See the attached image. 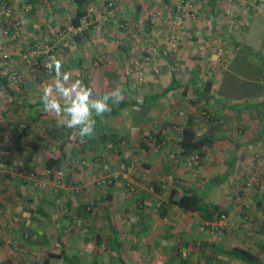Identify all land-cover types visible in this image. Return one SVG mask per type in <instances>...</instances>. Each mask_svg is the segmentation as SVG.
<instances>
[{
	"label": "rangeland",
	"instance_id": "374dc122",
	"mask_svg": "<svg viewBox=\"0 0 264 264\" xmlns=\"http://www.w3.org/2000/svg\"><path fill=\"white\" fill-rule=\"evenodd\" d=\"M9 1L8 6L5 0L0 4V74H7L12 90L20 99L32 102L41 100L45 86L53 84L55 80L54 72L45 66L49 57L53 56L62 61L63 71L71 74L70 82L80 80L79 69L75 64H68L67 59L81 57L86 77L94 86L96 96L115 91L117 87L125 93L129 90L130 96L158 92L169 82L172 72L183 86L158 99L146 116L134 107L123 108L117 115L94 116L96 125L91 138L100 140L104 132L116 133L119 138L116 144L109 141L101 143L97 150L90 146L87 137L83 141L78 135L71 139L72 133L78 132V129L61 125L60 115L45 113L41 105L29 112L25 109L28 114H25L23 124H28L25 127L27 133L25 140L21 139L25 150L10 149L7 143H3L4 139L17 136L12 128V132L3 129L5 132L0 135L1 239L14 229V222L6 217H10L9 214L4 215L7 206L4 181L7 177L11 178L10 173L22 169L14 168L10 163L17 153L18 160L27 164L24 172L21 170V178L29 180L25 182L26 190L42 197H51L48 200L52 202L50 209H58V219L62 217L61 213L65 220L70 219L72 234L68 244L71 243L73 250H77L80 248L76 246L82 243L79 257L84 264H92L89 259L96 254L101 259L103 255L111 256L106 211L112 215L116 228L121 230L122 249L129 251L125 255L122 253L125 259H130L131 264H150L148 257L152 256L148 251L152 248H147V243L142 241V248L133 249L139 240L133 233L134 229L128 228L129 223L125 219L134 216H130V210H136L134 214L137 219L142 218L138 216L141 214L138 211L151 215L150 212L155 214L153 211L158 210L161 214L160 201L167 200L166 187L170 181L161 171L160 160L154 161L157 149L152 146V132L160 131L173 139L176 136L173 132L181 128L188 115H192L199 133H207L212 138L206 153L208 158L204 157L203 160L209 164H221L235 152L233 149L230 153L232 146L246 138L252 125L263 124L256 112L241 115L223 109L216 112L214 104L194 101L197 96L187 82L188 77L195 74L198 78L196 85L202 86L203 81L212 77L215 80L213 94L229 103L258 102L264 98V80L261 78L264 68L254 63L246 65L244 60L241 61L244 50L233 45L234 41L250 43L255 50L264 52V19L252 17L258 0H171L170 5L163 0H108V6L105 0H92L88 4L89 18L83 20L78 29L68 24L75 11L73 0H41L34 5L26 0ZM63 4L68 9L66 14L47 12L50 6L59 8ZM136 4L140 6L138 15H135ZM250 26L256 38L248 37ZM82 28L87 29V34L82 33L80 39L77 31ZM234 58L238 59L235 69L241 77L231 73L224 75L220 81L221 73L228 64L229 68L234 66ZM231 61L234 63L230 64ZM109 101L113 105L117 103ZM11 102L12 97L5 93L0 84V111L5 112L4 117L9 113ZM219 115L221 117H216ZM13 117L11 115V119ZM145 136H152V139ZM141 139L146 140L147 148L139 145ZM63 140L66 141V154L71 158L66 159L62 170L50 177V173L44 169V161L59 154L58 147ZM256 146L258 152L263 151V142ZM147 160L153 165L145 168ZM203 160L198 162L197 158H191L190 163L197 172L204 167ZM259 160L262 161L261 157ZM263 165L264 162L258 164L255 161L251 170L248 168L250 173L238 177L233 172L232 180L228 181V178L219 186L230 203L227 209L237 207L245 212L250 206L246 205V194L256 196L263 192ZM164 180L167 182L162 184ZM156 187H160L161 192ZM68 200H71V209L68 208ZM82 205L90 208V213L85 217L75 211ZM161 216L152 218L153 230L159 229L158 222L163 225L170 223L168 217ZM228 216L230 212L223 220L210 225L203 224L200 219V230L231 237V225L226 222ZM22 217L19 215V218ZM140 227L142 229L143 225ZM148 230L150 233L156 232ZM98 232L101 233L100 241L107 244L110 241L108 247H100V250L87 245L88 238L89 244H97L94 237ZM125 234L131 237L126 238ZM87 246L93 250L90 254L85 251ZM193 248L197 247H185L179 253L180 248L176 246L173 252L177 256L169 257L163 264H223L219 261L223 259L219 257V251H209L208 246H202L194 257L188 254ZM58 264L61 262L58 261Z\"/></svg>",
	"mask_w": 264,
	"mask_h": 264
},
{
	"label": "crops",
	"instance_id": "0c3cea01",
	"mask_svg": "<svg viewBox=\"0 0 264 264\" xmlns=\"http://www.w3.org/2000/svg\"><path fill=\"white\" fill-rule=\"evenodd\" d=\"M51 9H53V11H51ZM67 11H68L67 7L63 4L60 5L59 8H55L52 5L50 6V10L47 12L54 15L55 14L63 15L66 14ZM252 12H253L252 17L256 18V20L258 19V17L260 19H264V0H258V2L256 1V9H254ZM249 17L250 16H248V19ZM249 29L250 32L248 31L247 35L248 37H251L253 39L254 35L251 32V26ZM251 34L252 36H250ZM248 44L251 45L250 43ZM262 53L264 54V52ZM242 60H244V63L246 65L248 66L252 65V63H250V61L245 57L244 54L243 56H241V61ZM232 61L235 62L234 66L232 68L231 67L229 68V64H228L226 70L231 72L233 75L241 77L240 75H238L239 73L235 69L238 65L237 62L238 59L234 58L232 59ZM232 61L230 62V64L234 63ZM130 97H134V95L130 96L129 90L126 93L123 92V98H130ZM17 99H18L17 103L16 102L14 103V101L10 103L12 104V106L8 109L9 113H7L5 117H4L5 112L1 113L2 110L0 111V135L1 132H5L2 131L3 129H6L8 132L13 131L14 133H17V136L15 138L10 137L6 140L4 139L3 143H7L6 146L9 147L10 149L16 148L20 151H24L25 149L23 148L24 145L21 139L25 140L26 138L23 130L24 129L26 130L25 127L28 124L24 125L23 123H25V114H28V112L31 111V109L24 107V101H23L24 98L20 99L19 97H17ZM19 103L21 104L20 106L18 105ZM133 107L137 108L135 106ZM123 108H127V107H123ZM128 108H132V107H128ZM25 109H28L27 110L28 112H26ZM11 115H14V117L12 118L13 120L11 119ZM179 130L180 128L177 129L175 132H173L174 135L176 133V136L173 139H170L169 137H167L166 134H163V132H161L160 134L163 135V140L155 144V140L153 138L152 141L153 144L151 143L152 146H155V148L157 149L156 157H154L156 160L154 161H157L158 159L160 160L161 163L160 167L162 168L161 171L165 176H167L168 182L170 181L166 187L167 194H165V196L167 197V200L169 197V189L172 186V181H171L172 178H176L183 184L189 186L198 185L199 187L201 184H205L207 180L216 176L219 173H222L226 169V164L223 162H221V164L220 163L218 164V162L217 164H209L208 162H205V160H203L204 167L199 168L198 170H200V172H197L196 168L193 167L192 164L190 163L191 157H184L179 154L178 147L176 144ZM19 136L21 137L19 138ZM245 140L246 138L242 140L239 149L235 151L237 160L234 164L233 172L236 173L238 177H240L239 175H242L243 173H247V174L250 173L251 171H249L248 168L250 169L252 167L251 165H253L255 161L258 164L264 162V159L262 160V158H264V146H263V151L261 150L262 152L260 151L258 152V150L255 147H258L256 145L259 142L252 144H245L244 143ZM142 142L145 143L146 140L141 139L139 141L140 146ZM233 149H235V145L232 146L230 153H232ZM162 153H164V155H162ZM260 153L262 155H259ZM158 156H163V158H158ZM260 157L262 161L259 160ZM21 158L23 159V155H21ZM207 158H208V154L207 155L205 154V159ZM10 163L12 166H14V168H22V169H19L15 173L14 172L10 173L11 178L7 177L6 181H4V187H6L5 196L7 201L6 204L7 206L5 207L4 215L9 214L10 217H8V215L6 217L14 222L13 225L14 229L12 228L13 231L11 232V234L9 235L6 234L7 236L4 239L0 240V264H20V263L40 264V262L48 253L51 252L59 253L62 247H65L67 253L76 254L79 256V253L81 252L80 250H82L83 248L82 243L76 246L80 248L77 250L76 249L73 250L71 243L68 244V239L72 234L71 229H69L71 225L70 219L66 218L67 220H65L64 219L65 217L63 218L62 213H61L62 217L58 219L57 216L58 209H56L55 207L50 209V205L52 204V202H49L48 200H50L51 197L48 198L42 197L41 194L30 193V191L26 190L25 182L28 183L29 180H25L21 178V170L22 172H24L23 169L24 168L26 169L25 166L26 163H22L20 160H18L17 153L13 157L12 161H10ZM188 163L193 167L192 169L187 166ZM152 165L153 164L150 163L148 160L145 161V166H146L145 168L151 167ZM222 166H224V168H222ZM262 167H264V165ZM32 173H34V171ZM202 173L204 175H202ZM231 180L232 177L230 175L228 181ZM166 182L167 181L164 180L162 184ZM263 186L264 185H262V187ZM158 188H159L158 192H161L160 187ZM219 192H221V194H219ZM223 192L224 190H221L219 186L218 187L213 186L212 188H209L205 192V200L209 203L218 204L226 208L230 203L226 199ZM260 193L261 194L258 195L255 194L256 196H254L253 193H249V196L246 194V196L244 197L248 202L246 203V205L248 206L250 205V206L248 210L245 209V212L241 211L240 209L238 210L237 207L227 209L228 214L230 212V216H228L226 222L229 225H231V237H225L224 235L217 236L210 234L208 231H201L200 222H199L200 217L198 216V214L190 211H185L176 205H171L170 207H168L167 210H165V215L163 214L164 216H161L160 211L158 210L155 212L153 211V213L155 214H152V212H150L151 215H147L138 211L137 213H141L138 216H142V218L139 217V219L135 217L136 214L134 213H136V210L135 211L130 210L131 213L130 216L132 214L134 216H132L131 218L129 217L128 219L125 218L124 219L127 220L129 223L128 228L134 229L133 233L137 235L136 237H138L139 240V242H137L134 245L133 249L136 250L137 248H142V244H141L142 241L143 243H147L146 245L147 248L148 247L152 248L151 250L148 251L151 253L152 257L146 256L149 258L150 264H163L166 260L167 261L169 260V257L171 258H173L174 256L176 257L177 254L173 252L176 246L180 248L179 253L182 250V248L184 249L185 247L189 248L196 246L197 247L196 249L193 248V250L188 251V254L193 255L194 257L198 254V251H200L198 248L202 246H208L209 251H211V249L213 250V247L215 248L217 247L216 249L219 250L218 248L231 249L233 247L239 246L249 249L254 254H257L264 261V188H263V192ZM221 197L223 198L224 201H222ZM241 199H243V197H241ZM163 201L165 200H162L160 202ZM37 207H42V209L48 214V219L43 218L39 213L36 212ZM106 212H107L106 214H108L109 211ZM19 215H22L23 217L19 218ZM109 215L111 216V219L115 226V221L112 215L111 214ZM145 216H149V218L146 219ZM156 216H161L163 218L166 216L169 218L168 220H170V223L167 225L166 224L163 225L162 222H158V224L160 225L159 229L153 230L152 223H153V219H156ZM247 218H249V220H247ZM134 223L140 224V226L143 225V228L141 229L140 226H137L136 224L134 225ZM107 228L109 230V234H111L108 220H107ZM148 229L156 232L150 233ZM75 230L78 231L76 227ZM146 230L148 231L147 233ZM142 231H144L143 234ZM175 231L176 233L174 235ZM116 232L118 239L120 241L121 251L123 255H125L129 251L125 252L122 249V245L124 244L121 243V234H122L121 230L116 228ZM137 232L139 233V235L137 234ZM97 234H101V233L98 232ZM125 236L126 238L127 236L131 237L130 234L128 235L125 234L124 237ZM59 237H61L60 240H58ZM87 240L88 243L87 242L86 243L89 247H96V249L98 250H100V247H108V244L111 241L110 240L109 243L107 244L106 242H103L101 240L99 245H97V244H93L94 242L89 244L90 242L89 238ZM61 243L63 245H61ZM68 246L70 247V249L68 248ZM88 246L85 248L88 249ZM87 249L85 250L86 253L89 252L90 254V252H93L92 248L88 250ZM133 249L130 251H133ZM217 250L215 252H218ZM148 252H146L145 255ZM115 254H116L115 251L112 250L110 252L111 256L103 255L106 259L104 261H103L104 257L103 259H101V256H99L98 254H96L97 255L96 258L98 259L100 264H104L107 263L110 260V258L113 257ZM218 255L219 257L223 258L219 260L223 262V264H239V263L246 264L245 262L239 261L235 257L229 254H225L223 252H220ZM93 257L89 259L91 263ZM138 258L141 259L140 256H138ZM126 260L128 262L130 261V259L128 258H126ZM58 261L61 262V264L63 263L61 259L52 260L53 264H58ZM82 264L84 263L82 262Z\"/></svg>",
	"mask_w": 264,
	"mask_h": 264
},
{
	"label": "trees",
	"instance_id": "16d2710c",
	"mask_svg": "<svg viewBox=\"0 0 264 264\" xmlns=\"http://www.w3.org/2000/svg\"><path fill=\"white\" fill-rule=\"evenodd\" d=\"M6 5L8 6L10 1L5 0ZM27 2H30L34 5L35 2H40L41 0H26ZM50 1V0H49ZM92 0H73V5L75 7L74 13L70 16L68 24L72 26L74 29H78L82 26V21L87 20L89 18L88 14V4H90ZM164 3L167 5H170L171 0H163ZM3 0H0V4L2 5ZM105 5L108 6V0H105ZM135 8V15H138L140 6L136 4ZM53 11V9H51ZM87 34V29L85 28L80 29V31H77V37L82 38L81 34ZM235 48L241 47L244 50L245 57L251 62L254 63L256 66H261L264 68V54L261 52V50H255L251 45H248L246 43H240L237 41H234ZM124 49H127V47L124 46ZM256 57V58H255ZM68 64H75L79 69V76L78 78L80 81H82L86 86L93 87L92 83L88 80L86 77L85 68L82 65V58L77 57L73 60L67 59ZM231 74L228 70H223L221 73L220 81L223 80L224 75ZM262 80H264V75H262ZM197 77L195 74L188 77L187 82L192 86L193 92L196 94L197 99L194 101H201L204 104H214L216 107V110L223 109L227 111L228 113H235L236 115H241L243 113H248L250 111L256 112L260 119L262 120L263 124L261 125H252L249 130L246 133V140L245 144H252L256 142H263L264 143V115L262 114V108H264V98L261 100L259 99L258 102H233L229 103L223 100L222 98L216 97L213 92V84L215 83V80H213L212 77L208 78L207 80L203 81L202 86H197ZM0 84L2 85L5 93L12 97V101L14 103L18 102L17 97L18 94L12 90L10 86V82L8 80L7 74H0ZM182 83L179 82L177 77L175 76V73H171L170 80L166 86L162 88L161 91L158 92H149L144 93L141 96H134L130 98H122L119 102L116 103V105L111 104L109 101L110 106V112L105 113L104 116H107L109 114L111 115H117L121 108L123 107H137L140 109L141 114L147 115L149 114L150 109L155 106V102L164 97L166 94H168L171 91L177 90L180 87H182ZM94 95L96 96V92L94 89ZM24 101V107L28 109H32L38 105H42L41 100L37 101H31L23 100ZM191 101V102H194ZM194 102V103H196ZM21 105L20 103L18 104ZM221 117V115L216 116ZM212 127V126H211ZM212 128L216 129L217 126H213ZM24 133H26V130H23ZM161 132H152L151 135H153V138L155 140V144L157 142H160L163 140V135L160 134ZM147 139H152L151 137L145 136ZM145 138V139H146ZM88 142L91 144L90 146L93 147L94 150H97V148L100 146L101 143H106V141L109 142H115L117 143L118 136L116 133L110 132L107 133L104 132L100 136V140H97L95 138H88ZM211 136L207 133H199V130L197 126L195 125V120L193 119L192 115H188L186 122L181 126L179 132H178V139H177V147L179 154L184 157H191V158H197L198 162H201L205 154L207 153V150L210 147L211 144ZM242 143V142H241ZM241 143L236 142L235 143V151L239 149ZM65 144L66 141L63 140L58 149L59 154L57 156H51L45 159L44 162V168L50 173V177L53 176L54 172L62 170L63 164L66 162V159L71 158V155L67 156L65 151ZM142 148H147L146 142H142L141 144ZM81 151V150H80ZM82 152V151H81ZM237 160L236 152L229 155L228 160L226 159L223 161V163L226 164V169L222 173L217 174L216 176L210 178L205 182V184H201L199 187L196 186H189L186 184L181 183L176 178H172V186L169 189V197L167 201L160 202L159 207H161V215H165V210H167L168 207L171 205H176L180 207L181 209L185 211H190L193 213L198 214V216L201 219V222L206 225H210L212 223L219 222L222 218H225L228 215L227 208L218 205L209 203L205 200V192L212 188L213 186H220L222 183L227 181V179L230 177V175L233 173L234 164ZM197 162V161H196ZM114 180V178H112ZM157 191H159V188H157ZM108 196H111L110 192H107ZM68 208L71 209V200L67 201ZM76 213H79L80 216L85 217L86 214L90 213L89 206H81L80 209L75 210ZM36 212L39 213L43 218L48 219V214L42 209V207H37ZM107 220L109 222V228L111 231L110 238H111V244L110 246L111 251H115V255L104 264H131L128 262L122 255V251L120 248V241L117 236L116 228L114 226V223L111 219V216L106 214ZM100 234L95 235L94 239L97 245L100 243ZM61 237H59L58 240H60ZM1 240V235H0ZM61 245H63L61 243ZM217 248V247H216ZM215 247H213V250L216 251ZM220 252H223L225 254H229L239 261H243L246 264H264V261L257 255L254 254L249 249H246L244 247H233L231 249L226 248H218ZM217 250V251H219ZM95 255V254H94ZM53 259H61L63 261L62 264H82L81 259L76 254H69L66 252L65 247H62L59 253H48L43 260L40 262V264H53ZM23 264V263H20ZM92 264H100L96 256L92 258Z\"/></svg>",
	"mask_w": 264,
	"mask_h": 264
},
{
	"label": "clouds",
	"instance_id": "9594fccd",
	"mask_svg": "<svg viewBox=\"0 0 264 264\" xmlns=\"http://www.w3.org/2000/svg\"><path fill=\"white\" fill-rule=\"evenodd\" d=\"M45 66L54 72L55 80L44 88L41 97L42 110L60 115L61 125L78 129V132L72 133L71 139H75L77 135L81 141L86 137L90 138L95 131L94 116L103 117L110 112L109 100L119 102L123 98V89L117 87L115 91L103 96H95L93 87L86 86L80 80L70 82L71 74L63 71L62 61L56 57H49Z\"/></svg>",
	"mask_w": 264,
	"mask_h": 264
},
{
	"label": "built area",
	"instance_id": "2783aa9c",
	"mask_svg": "<svg viewBox=\"0 0 264 264\" xmlns=\"http://www.w3.org/2000/svg\"><path fill=\"white\" fill-rule=\"evenodd\" d=\"M224 218H222L221 220H223Z\"/></svg>",
	"mask_w": 264,
	"mask_h": 264
}]
</instances>
